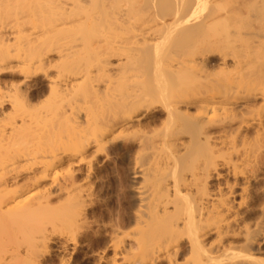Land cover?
<instances>
[{"label":"bare ground","instance_id":"1","mask_svg":"<svg viewBox=\"0 0 264 264\" xmlns=\"http://www.w3.org/2000/svg\"><path fill=\"white\" fill-rule=\"evenodd\" d=\"M256 106L264 0H0V264H264Z\"/></svg>","mask_w":264,"mask_h":264},{"label":"rangeland","instance_id":"2","mask_svg":"<svg viewBox=\"0 0 264 264\" xmlns=\"http://www.w3.org/2000/svg\"><path fill=\"white\" fill-rule=\"evenodd\" d=\"M203 70V69H202ZM202 72V71H201ZM204 73V74H203ZM215 73V72H214ZM214 73H211V74H208L207 72H206V74H205V71L203 70V72H202V74L203 75H207L209 78L211 77V78H215V76L219 73V72H216L215 74ZM223 74V73H222ZM238 74H239V72L238 73H236V76H235V73H234V76L233 77H238ZM215 75V76H214ZM221 75V74H220ZM233 75V74H232ZM214 76V77H213ZM222 76V75H221ZM240 76V75H239ZM217 77V76H216ZM218 77H220L219 76V74H218ZM228 77H230L229 75H228ZM7 80V79H6ZM258 107H260V108H258V110H255V109H257ZM256 107H253L252 108V111L250 112V111H247V110H242L241 108H238V110L235 112H233V114H234V116H235V114H236V116H244V115H246V116H251V115H253V116H255V115H257V113H259V111L260 112H262L263 110H264V106L263 107H261V106H256ZM262 108V109H261ZM240 110H242V111H240ZM254 110V111H253ZM190 111H194V109H191L190 108ZM258 111V112H257ZM246 112H248V113H246ZM156 113V112H155ZM244 113H246V114H244ZM251 113V114H250ZM154 114V113H153ZM152 114V115H153ZM243 114V115H242ZM255 114V115H254ZM262 114H264V113H262ZM264 116V115H263ZM50 117V116H49ZM57 118L58 117H60V116H56ZM56 117L54 116V118L56 119ZM51 118L53 119V116H51ZM62 130V129H61ZM64 130V129H63ZM62 130V131H63ZM64 132V131H63ZM63 132H59V133H62L63 134ZM253 133V129H250V132H249V134H251V135H253L252 134ZM61 134V135H62ZM250 135V136H251ZM114 156V157H113ZM112 156V159L110 160V161H108V162H97V165H96V167H97V171H96V174H95V177L94 178H92V183H93V187H94V191H95V195H96V197H95V199H96V203L93 205V206H91L89 209H88V214H89V219L90 220H94V218H99V219H101V220H103V221H105V222H108L109 220H113V219H115L116 218V215H117V211H118V202H119V198H120V192H119V189H118V186H117V182H116V175H115V168L117 167V165L119 166V165H121V163H126V161L124 160V159H122V157H120V155H113ZM120 157V158H119ZM122 160H124V161H122ZM114 174V175H113ZM261 174V176L262 177H264V169L262 170V172L260 173ZM101 176V177H100ZM97 179V180H96ZM262 181V182H261ZM263 181H264V178H262L261 180H260V184H262L263 183ZM116 182V183H115ZM46 182H44L43 184H45ZM256 185H257V183H256ZM41 187V186H40ZM116 191H118V193L116 192ZM57 203H58V198H55L54 199ZM54 200H53V202H54ZM254 201V202H253ZM252 202H250V205H251V203H252V205H254L253 207H254V209H255V207H257L256 209H255V211L256 212H258L257 214H255V215H257V217L258 216H260L261 215V211H260V205L258 206V204L256 203V204H254L256 201L255 200H253ZM56 202H55V204H56ZM257 205V206H256ZM252 206H250L249 208H251ZM245 208L246 207H244V209L243 210H245ZM90 210V211H89ZM109 210V211H108ZM96 212V213H95ZM94 214V215H93ZM254 215V217L252 218V220H251V224H254V222H256L257 220H256V216ZM45 217H43L42 215L40 216L39 215V217L36 219V217L37 216H35V217H33L32 219H31V221H30V223H29V226L27 225L26 226V228H29L28 230H31V229H33L34 227L33 226H36V224L38 225L39 223H41V222H43L44 220L45 221H47L46 219H48V216L47 215H44ZM94 216V217H93ZM115 216V217H114ZM42 217L44 218V219H42ZM46 218V219H45ZM108 218V219H107ZM109 218H111V219H109ZM259 219V218H258ZM39 221V222H37V221ZM41 220H43V221H41ZM254 220H256V221H254ZM34 221H36V222H34ZM33 226H32V225ZM3 226V225H2ZM30 226L31 227H33V228H31L30 229ZM94 226H95V224H94ZM96 227V226H95ZM5 227L3 226V227H0V230H3ZM27 230V229H26ZM1 232V231H0ZM3 232H5V230H3L2 232H1V234L3 233ZM0 234V235H1ZM2 235H4V233L2 234ZM1 235V236H2ZM0 236V237H1ZM260 245H263L264 246V241L263 242H260ZM52 254L53 255H49V256H47L46 257V259H45V262L47 263V264H59V260H58V258L56 257V256H54L56 253L55 252H52ZM83 255H79V256H73L72 258V260H71V264H81V262L80 261H82V257ZM93 258H91L90 257V260H88V262H91V263H85V264H92V261H94L95 259H96V256L94 257V256H92ZM76 259V260H75ZM81 259V260H80ZM82 264H84V263H82Z\"/></svg>","mask_w":264,"mask_h":264}]
</instances>
